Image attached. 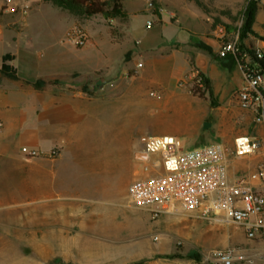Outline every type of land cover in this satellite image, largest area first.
I'll use <instances>...</instances> for the list:
<instances>
[{"label":"crops","instance_id":"1","mask_svg":"<svg viewBox=\"0 0 264 264\" xmlns=\"http://www.w3.org/2000/svg\"><path fill=\"white\" fill-rule=\"evenodd\" d=\"M136 1L122 0L125 19L142 11L140 4L133 6ZM144 20L140 27L129 21L124 40L109 42L122 51L114 57L90 31L86 44L74 49L59 38L42 43L32 32L37 24L30 21L15 30L0 29V67L9 55L5 62L15 75L0 78V191H6L0 205L30 196L32 212L46 209L50 236L70 253L159 264L162 255L176 252L177 239L195 233L190 222L178 226L185 236L169 234L175 227L169 228L167 220L185 211L154 217L128 202V185L141 164L137 152L146 136V108L169 109L173 126L147 135L177 137L187 133L189 121L197 122L183 143L187 148L199 146L201 137L232 146L239 135L257 136L259 150L233 159L230 175L251 172L264 162V125L255 124L253 113L234 96L243 84L239 62L219 59L218 39L211 53L193 45L191 36L149 33L146 39ZM196 72L209 81L210 92L202 96L189 91ZM71 76L81 80L73 83ZM92 77L95 82L86 86ZM207 117L212 124L199 128ZM256 186L264 194V183ZM226 238V246L264 254L263 236L247 239L233 227Z\"/></svg>","mask_w":264,"mask_h":264},{"label":"rangeland","instance_id":"2","mask_svg":"<svg viewBox=\"0 0 264 264\" xmlns=\"http://www.w3.org/2000/svg\"><path fill=\"white\" fill-rule=\"evenodd\" d=\"M128 1L133 3L135 0ZM250 1L137 0L133 6L136 8L140 4L142 11L131 14L130 20L128 18L120 20L107 19L100 14L78 17L41 0H0V29L14 28L15 30L30 21L37 24V28L32 32L41 37L42 43L43 39L59 38L74 49H78L86 43L82 46L75 45L67 39V35L71 29L79 27L86 34V42L91 32L95 37L104 41L106 53L114 57L120 55L122 51L109 45L110 41L113 42L112 38L124 40L129 21L131 25L140 27L145 19L146 39L149 33H158V36L163 35L165 38L171 36L176 39L191 36L193 45L198 49H203L199 45H205L211 49V44L221 38L216 33L218 28L223 29L224 39H231L233 35L240 32L245 20V10ZM254 1L257 3L255 19L252 31L243 38V45L257 49L264 54V40H262L264 37V0ZM150 2L151 6L148 5ZM147 20L152 21L150 27L146 26ZM163 24L165 27H161ZM133 49L135 53L140 51L136 46H133ZM79 80H81L80 77H70L73 83ZM93 82L95 78L87 79L86 86ZM203 94L196 95L202 96ZM171 115L172 111L164 107L146 108V135L173 127L168 123ZM211 122L212 118L207 117L199 123V128L206 130L212 124ZM196 124L195 121H189L188 127H185L187 133L177 135L184 144L189 142L190 134L194 132ZM211 128L212 126L210 130ZM208 142L210 139L201 137L197 139L196 145ZM140 168V164L135 165V170H140ZM5 192L0 191V196ZM6 202L0 205V264H142L143 262L119 263L112 259L113 255L70 253L71 248L56 245L55 238L50 236L52 232L47 226L46 209L39 211L38 214L32 212L30 196ZM175 211L183 212L184 210L176 207ZM177 216L167 220L169 228L175 227L169 233L173 238L185 236V230L178 226L188 225L190 222L195 223L196 231L186 240L177 239L176 252L162 255L159 264H200L199 258L208 249L227 247L226 233L232 231L231 224L212 222L190 212H183ZM250 253L252 260L247 264H264L261 262L264 261V254L260 256L253 250Z\"/></svg>","mask_w":264,"mask_h":264},{"label":"built area","instance_id":"3","mask_svg":"<svg viewBox=\"0 0 264 264\" xmlns=\"http://www.w3.org/2000/svg\"><path fill=\"white\" fill-rule=\"evenodd\" d=\"M151 24L147 20L146 26ZM216 33L221 37L218 57L239 53L238 33L231 39L222 37L221 27ZM67 37L78 46L86 43V34L79 27L71 29ZM255 54L264 56L257 49ZM238 62L243 84L234 96L241 108L253 113L255 124L264 125V71L252 63L247 52L241 54ZM203 78L199 72L193 74L191 93L206 92ZM259 148V138L250 134L235 137L232 146L213 141L193 148L185 147L174 135H146L137 152L141 168L128 185V202L148 210L154 217L180 207L210 221L241 228L247 239L264 237V194L256 186L264 183V162L251 172L229 174L233 159L253 155ZM251 260L247 247L231 245L208 249L201 255L200 264H247Z\"/></svg>","mask_w":264,"mask_h":264},{"label":"trees","instance_id":"4","mask_svg":"<svg viewBox=\"0 0 264 264\" xmlns=\"http://www.w3.org/2000/svg\"><path fill=\"white\" fill-rule=\"evenodd\" d=\"M41 1L50 3L78 17L81 16L89 17L92 15L100 14L107 19L123 20L126 18V13L123 9L122 0H41ZM256 4H257L256 1L251 0L246 7L244 24L240 29V32L238 33L239 53L237 55L228 54L225 57L222 58L219 57V59L229 58L232 61H238L241 58V54L247 52L252 60V63H255L264 71V56L257 57L254 48L251 49L243 45V38L247 36V33L252 31L251 28L257 10ZM111 35L113 36V34ZM112 40L115 43L119 42V40L115 37H113ZM262 40H264V37H262ZM199 46H201L203 49L211 53L210 47L205 45H199ZM10 58L11 57L9 55H6L4 57V63L0 67V78L1 76L15 78L12 67L5 62ZM203 79H204L206 91L210 92L209 81L206 78ZM203 93L204 92H201L200 94Z\"/></svg>","mask_w":264,"mask_h":264}]
</instances>
